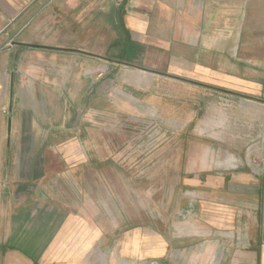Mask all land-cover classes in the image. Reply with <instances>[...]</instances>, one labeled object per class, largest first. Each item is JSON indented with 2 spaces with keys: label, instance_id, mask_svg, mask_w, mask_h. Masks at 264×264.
<instances>
[{
  "label": "rangeland",
  "instance_id": "1",
  "mask_svg": "<svg viewBox=\"0 0 264 264\" xmlns=\"http://www.w3.org/2000/svg\"><path fill=\"white\" fill-rule=\"evenodd\" d=\"M202 22L208 40L202 36L196 51L180 49L183 60L175 51L164 68L148 67L144 52H126L125 35L120 45L110 46V35L105 46L102 37L91 39L100 49L90 54L100 57L90 56L88 82L69 85L66 115L56 113L61 101L49 92L39 98V85L19 71L13 106L35 102L47 114L11 116L17 145L10 156L37 177L10 189L11 198L19 204L35 194L34 210L63 209L59 218L73 224L44 264H194L195 224L224 201L209 194L208 177L264 156V67L244 64L237 36L207 35L211 25ZM244 76L252 84H242ZM0 188L9 191V182ZM2 262L18 264L10 256Z\"/></svg>",
  "mask_w": 264,
  "mask_h": 264
},
{
  "label": "crops",
  "instance_id": "2",
  "mask_svg": "<svg viewBox=\"0 0 264 264\" xmlns=\"http://www.w3.org/2000/svg\"><path fill=\"white\" fill-rule=\"evenodd\" d=\"M203 4L209 8L204 10ZM202 20L211 25L207 35L225 32L237 36L233 45L241 47L244 64L253 62L264 67V0H0V181L9 182V191L0 188V264H5L2 259L9 256L15 257L18 264L52 260L61 239L73 227L68 220L59 218L63 209L59 212L58 208L40 206L34 210L35 194L19 204L11 198L10 189L15 191L21 182L37 178L32 174L35 170L27 168L32 173L26 175L21 171L23 167H18L19 159L10 156V149L17 145L10 138L17 130L11 116L26 112L47 114L35 102L13 106L19 71L39 85V98L49 92L53 100L61 101L58 106H63V111L56 113L66 115L69 107L64 102L69 85L88 82L85 70L90 56L100 57L90 51L100 49L96 47L100 43L105 46L103 37H113L111 46L123 44L120 37L125 35L126 52H144L148 67L164 68L170 66L175 51L183 60L180 49L184 51L189 46L196 51L195 47L203 43ZM219 20L223 21L221 27ZM94 37L102 39L98 44L92 40L95 47H91ZM244 78L242 84H252ZM21 89H16L19 102L25 99ZM260 150L258 147L257 152ZM252 160L241 167L234 166L235 173L208 177L209 194L217 200L224 197V201L211 204L209 220L201 215L195 224L194 264H264V156ZM10 164L17 165L13 171ZM216 168L229 167L220 163ZM234 197H241V203L228 202Z\"/></svg>",
  "mask_w": 264,
  "mask_h": 264
},
{
  "label": "water",
  "instance_id": "3",
  "mask_svg": "<svg viewBox=\"0 0 264 264\" xmlns=\"http://www.w3.org/2000/svg\"><path fill=\"white\" fill-rule=\"evenodd\" d=\"M142 70H144V71H147V72H151V71H149V70H147V69H143V68H141Z\"/></svg>",
  "mask_w": 264,
  "mask_h": 264
}]
</instances>
